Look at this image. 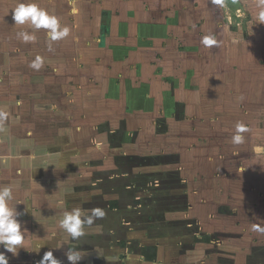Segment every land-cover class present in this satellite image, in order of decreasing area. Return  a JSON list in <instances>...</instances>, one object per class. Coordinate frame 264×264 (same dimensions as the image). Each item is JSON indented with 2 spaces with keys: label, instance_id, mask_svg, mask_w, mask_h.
I'll use <instances>...</instances> for the list:
<instances>
[{
  "label": "rangeland",
  "instance_id": "374dc122",
  "mask_svg": "<svg viewBox=\"0 0 264 264\" xmlns=\"http://www.w3.org/2000/svg\"><path fill=\"white\" fill-rule=\"evenodd\" d=\"M218 2L222 4L227 17H149L150 22L153 23L156 20L157 23L163 25L167 21H172L173 25L183 22V29L188 30L190 37H193L191 31L195 36L200 33L203 36L208 34L216 37L218 34L223 36L227 44L228 42L230 44L229 51L223 50L222 47H216L219 52L214 51V57L217 58L219 55L221 58L212 62H219V66L222 68L225 64L227 68L233 67V70L227 71L228 75H231L233 79L243 80L242 86L239 80H234L235 83L227 87L229 89L236 88L234 95L227 92V106L237 107L239 99L252 97L249 99L252 104H248V108L252 111L245 109V111L251 112L250 116L243 115L242 119L235 118V113L229 111L230 119L221 116L218 121H215L216 124L219 122V127H221L220 125L225 126L226 130H234L237 122H243L248 127L257 125L254 126L257 132L255 129L249 128L254 133L251 139L249 138L250 142L237 145L238 149L233 148L234 151L240 152L242 162L227 168V173L224 169L219 170L221 173L219 176L225 177V179L220 184L218 183V186L215 182H211V179L210 182L206 180L203 184L194 182L195 192L192 191V183L183 180L179 169L173 167L182 157L180 151L171 152V149L166 152H158L151 148V150L145 151L147 156H139L138 149L133 146V153H129V157H126L122 155L123 138L126 137L124 131H133L138 124L137 121L141 122L145 119L150 122L149 115H151L152 109L158 108L159 104L163 109H171L176 113L174 101L176 98L184 97L183 95L182 97L177 96L179 90L176 88L181 89V94H183V90L188 87L185 86V83L188 82L187 77L176 75L173 82H168L170 84L166 85L160 79H163L165 74H170L171 77V73L176 70L172 67L177 64L178 60L182 63L183 60H189L194 51L210 48L201 46L198 49L190 46V48L181 49L183 45L178 41L177 49L175 46H171L167 51L158 54V57H162V65L154 64L153 60L152 62L145 60L142 67L137 65L138 68L125 72L123 75L117 71L110 72L107 78L113 81L116 87H118L117 84H121V92L127 91L128 98L132 99V105H130L134 110L132 115L119 113L120 116H117L118 110H120L119 103H108L105 97L103 100L99 97L100 94H104L106 86H98L96 88L101 90L96 91L93 90L92 85H88L92 92L96 93L92 97H97L99 104L102 102L105 105L110 104L107 105L108 108L113 107L111 111L114 113L105 115L119 117V125H115L116 121H114L113 125L118 128L117 130L106 125L108 126L107 130L102 131L98 137L99 140L101 139L100 143L87 140V144L82 146V151L80 149L76 151L81 152L80 159L77 158L78 161L73 163L72 160L68 162L69 158L66 156L64 160V155H60L59 152L62 151L67 155L70 152L73 154L75 151L70 145L73 135L68 132L71 124H74V118H68V115L79 114V106L77 103L63 102L61 99L60 101L57 97V82H55L56 73H58L56 70L69 63L74 57L69 53L66 63L63 58L65 55L63 52L72 51L69 46L72 45L71 30L73 27L69 26V22L63 23L64 18H68V16L59 18L64 25L70 28L69 38L53 42L51 49H49V41L44 29L36 32L37 40L35 42L29 43H23L16 35L21 30L32 31L27 25L17 26L14 34L12 32V42L17 45L13 60L17 62L18 86L16 93L18 98L17 113L19 114L14 129L19 133L16 139L15 135L9 136L8 127L6 129L3 123L0 127L3 149L9 150L11 141L17 140L20 146L24 144L25 139H28L31 141V145L25 146L24 151L33 152L37 158L59 157L55 160L59 167L54 170L55 175L50 171L41 173L39 167H34L33 189L39 191L40 197H45L47 190H49L47 191L49 196L53 195L52 190H56L69 202V208H53V204H46L44 200H41L42 198L35 199L34 205L41 211L35 216V219L46 220L43 223L46 228L42 231L43 237L35 240L33 244L34 264H38L47 251H53L54 256L61 264H69L66 253L70 247L81 251L84 255L79 264H264V233L258 237L253 235L254 231L251 230L250 223V217L254 221L256 217L254 212L250 214L253 202H259L258 211L260 214H264V176L260 177L261 174H264V150L255 151L257 147L264 149V134L261 132L264 131V44L262 40L264 24L255 25L253 20L255 3L251 4L250 0H219ZM39 5L50 12L55 10L56 14L57 7L55 5L48 4L47 1L43 4L39 3ZM207 18L212 20L210 25ZM200 19H206L208 22L205 26L208 33L201 29V21L196 27L195 22ZM104 20L106 17H97L89 23L85 17H79L76 24L81 31L91 30V38L97 36L96 39L99 41L97 34L102 30ZM76 24L74 25L76 26ZM122 25H124L123 22H121L120 29H124ZM164 27L162 26L161 30L165 35ZM83 36L86 37L74 38L76 42H80V47L85 45L83 40L91 41L88 32ZM100 39L103 40L101 43L100 41H91L95 42L94 48L90 42L91 45L88 44V48L85 50H95L91 51V55L88 54L89 57L95 56L98 52L99 55H96L98 58L105 60L106 57L108 60V56H110L107 51L108 39L106 37H100ZM153 41L150 42L153 43ZM115 42L120 41L115 40ZM235 45L238 46L235 47ZM119 46L121 47L120 54L117 56L118 58L111 60L112 66L119 62L127 64L131 57L135 56L125 48L129 45H124L121 42ZM258 47L263 48V53ZM129 48L133 51L132 47ZM37 55L44 58V65L38 71L29 66ZM75 56L77 57L76 54ZM241 61H245L246 65L238 68L237 65ZM213 66L211 64L204 70L207 73L205 76L217 74V64L215 67ZM237 69H243V71L237 73L235 72ZM70 72L73 76H70ZM75 72L77 71L74 69L67 70L66 91L71 89L67 82L73 80ZM58 79L64 80L62 77ZM107 88L108 91L111 90V87ZM254 91L256 94H253ZM189 96L192 98L191 94ZM110 98H116V96L113 95ZM178 101H176V106L182 113L184 102ZM57 104L60 108L65 107V115L54 112L56 110L54 107ZM122 107L124 104L121 109ZM139 110L144 118L140 117L137 120L134 116ZM122 115H126V118H123ZM182 117L180 118L178 115L176 118L172 116L161 118L160 126L156 130L157 134L165 131L170 133L169 131L174 127L184 131L185 135L189 134L187 137L191 139V127H198L201 121L195 119V122L187 123L186 117ZM208 122L204 123V126L216 125L214 122ZM56 124H61L63 128L57 129L59 138L51 139L50 132L56 127ZM29 128L32 129L33 134H27ZM153 131V127L143 126L142 137L145 140L142 141L147 147L148 144L151 147L152 142L149 141L148 136ZM134 134L129 138L136 142L137 133ZM245 134H249V132ZM193 140L196 141L195 134H193ZM102 142L103 144H101ZM156 144L160 147L165 143L156 140ZM156 144L154 145L156 146ZM197 147H199L198 144ZM59 149L61 150L58 151ZM202 152L195 148L196 156L199 153L202 155ZM113 153L114 155H112ZM86 161L87 163H85ZM160 162H165L161 172L158 166ZM111 172H114L115 176H111ZM123 172H126L127 176L126 174L119 175ZM80 175L81 177L78 178ZM47 177H57L59 180L55 181V185L48 184L49 187L45 188ZM75 186L76 189H74ZM253 186L263 193L262 196H259V200L252 190ZM203 189L206 191L205 198L201 196L204 193ZM196 191H199L198 195ZM44 199L51 204L50 197ZM76 207L85 210L99 207L106 211V215L102 219L95 220L92 226H85L84 235L73 241L66 233L62 232L58 222L64 211H70Z\"/></svg>",
  "mask_w": 264,
  "mask_h": 264
},
{
  "label": "crops",
  "instance_id": "0c3cea01",
  "mask_svg": "<svg viewBox=\"0 0 264 264\" xmlns=\"http://www.w3.org/2000/svg\"><path fill=\"white\" fill-rule=\"evenodd\" d=\"M36 1H40L39 3L42 4L47 1L48 4L55 5L57 7V16H68V18H64L63 23L66 24L67 22H69V26L73 27V29L71 30V35L73 34V37L71 39L72 45L69 46L72 51L63 52V54H65L63 58H65L66 63V57L69 53L70 55L73 54L74 57L71 58L69 63L59 67L56 70V72L58 73H56L57 77L55 78V82H57V97L59 98V100L61 99L63 102L66 101L68 103H77L79 106V114L74 115L71 113L70 115H68V118H74V124H71V128L68 132L69 134L72 133L73 135V138L70 139V145L75 149V151H73V154L72 152H70L67 155L66 153L64 154L62 151L59 152L60 155H64V160L66 156L69 158L68 162L72 160L71 162L73 163L78 161L77 158L80 159L79 156L81 152L76 151H78L79 149L82 151V146L83 144H87V140L90 139L91 142L100 143L101 139L99 140L98 137L102 131L107 130L106 127L110 126L111 129L117 130L118 128L113 125L114 121H116L115 125H119V117L115 118L114 116L108 117L105 115L113 114L114 112L111 111L113 107L108 108L107 105L110 104L105 105L102 102H100L99 104L98 98L92 97L96 93L92 92V89L89 88L88 85H92L93 90L96 91L101 90L96 87L106 86L104 94H100L99 97L102 100L105 97L106 100H108V103H119L118 108L120 110H118L117 116H120L119 113H129L132 115L134 111L133 109H131L132 106H130L132 105V99L128 98L127 91L125 93L121 92V84H117V86L119 87L118 88L116 87L115 83H113V81H110V79L107 78L110 72L117 71L119 74L121 73L123 75L125 72L135 70L136 68H138V66L142 67V65H144L145 60L151 62L153 60L154 64L162 65V57H158V54H162V51H167V49H169L171 46H175V49H177L178 41L180 44L183 45V48L181 49H187L190 48V46H194L198 49H200L201 46L203 47V45L200 43L203 34L201 35L200 33L195 36L194 32L191 31L193 37H190L188 30L183 29V22H181L180 24L176 23L175 25H173L172 21H167L166 24L163 25L157 23L156 20L153 23L150 22L149 17H227V13L225 12V10H223L222 4H219L218 2L219 0ZM250 1L252 2L251 4L256 2V0ZM16 3L17 0H0V110L8 112V119L6 121L0 122V127L4 123V127H6V129L8 127L9 136L15 135V139L17 134L19 133L18 130L14 129L17 118L19 117V114L17 113L18 98L16 93L18 86L16 78L17 62L13 60L14 52H16L17 50V45L12 42V32L14 34V31H16L17 29V26L14 25V21L12 19V10L14 9ZM74 9L75 11H73ZM79 17H85L86 21L89 23L97 17H106V20H104L105 25L102 24V30H100L97 35L99 37L98 40L100 41V43L103 41L102 39H100V37H106L108 39L107 43L109 45L107 47V51H109L110 53V56H108V60L106 59V57L105 60L98 58L96 56L99 55L98 52L95 54V56H88V54L91 55V51H95L91 49L85 50L86 48H88V44L91 45L92 43L93 46L95 42L91 41H99H97L96 39L97 36L91 38V30L88 29V31H81L78 28V25L76 23L79 21ZM200 21L202 22L201 29L205 30L204 32L208 33V29H205V26L208 22L210 25L212 20L208 19V22H206V19L196 20V27H198V23ZM121 22L124 23V25H122L124 29H120ZM74 24H76V26ZM162 26H165V35L164 32H162L161 30ZM87 32L89 33L91 43L89 41L85 42V40H83L85 45L80 47V42H76L75 39L77 37L82 39L84 37L83 34H86ZM216 38L218 43L217 45H214L207 50H197V52L194 51L192 57L189 60H183L182 63H180V61L178 60L177 64L172 67L176 70L171 73V77L170 74H165L163 75L164 78L160 79L161 82L166 85L170 84L168 82H173V78L176 77V75L187 77L186 80H188V82L185 83V86L188 87L184 89L185 91L183 90L184 93L181 94V89L176 88V90H179V92H177V96H184L182 99L176 98V101L179 100L178 102H184L183 112H179L176 106V101H174L176 113L171 109H163L162 106L159 104L158 108L152 109V113L151 115H149L150 119L148 118L150 122H147L145 119H143L141 122L137 121L138 124L133 131H124L126 137L123 138L124 144L122 155H125L127 157L129 153H133V146L138 149L139 156H145V151L151 150V148L158 152H166L167 150L169 151L171 149V152H174L175 150L180 151L182 157L180 160H177L176 165L173 167L174 169H179V174L183 177V180H186L187 183L191 182V185H193L194 182H199L203 184L206 180L210 182L211 179V182H215L217 184L216 186H218V183L220 184V182L225 179V177L219 176L221 174L219 170L224 169L225 173H227V168H231L237 165L236 163L242 162L240 160V152L233 150V148L238 147L237 144L232 143L231 139L235 129L226 130L227 128H225V126L220 125L221 127H219V122L218 124H216L215 121H218L221 116H226V118L230 119V117L228 116L229 111H233L235 113V118L242 119L243 115L250 116L251 112H247L245 111V109H249V103L252 104V102L249 100L250 98L252 99V97H249V99H239L237 107L235 106L234 108H232L227 106V92L232 95H234V93L236 92L235 87H231L230 89L227 87L233 85L235 83L234 80H239L242 86L243 80H240V78L233 79L231 75H228L229 73H227V71L229 69L233 70V67L227 68L225 64L222 68L221 66H219V62H212L215 60L218 61V59L221 58L219 57V55L217 58H215L213 54L214 51H218V47H222V49L225 51H229L228 47H230L229 42L227 44V41L220 34H218ZM114 39L120 42H115ZM151 40H154L153 43L150 42ZM262 40L264 44V38ZM121 42H123L124 45L127 44L129 45V47H132L133 51H131L129 47L125 48L127 49V51L134 53L133 55L135 56H132L131 59L127 62V64L119 62L115 64V66H112L111 60H115V58H118L117 56H119L120 54L121 47L119 45ZM236 46L238 45H235V47ZM258 48L261 49V51L263 49L262 47ZM75 54L77 55V57L75 56ZM208 64H212V66L214 65L213 67H215V64H217L216 75H209L208 77L205 76V74L207 73H205L204 70L208 68ZM245 65L246 62L241 61L237 65V67L240 68L244 67ZM70 69H74L77 72L74 73L73 80L67 82L68 86L71 87V89H68V91H66L65 79L67 75V70ZM242 71L243 69L235 70V72L237 73H240ZM70 76H73L71 75V72ZM59 77H62L64 80L58 79ZM107 87H111V90L108 91ZM189 94L192 95V98L189 96ZM253 94H256V92L254 91ZM113 95H115L116 98H110ZM122 104H124V107H122L121 109ZM54 108L56 109L54 111L55 113L60 112L65 115V107L60 108L57 104V106H55ZM249 110L252 111V109ZM178 115L180 116V118H183L182 116H185L187 119V123L190 121L195 122V119L201 121V124L198 127H191V139L187 137V135L189 134L185 135L184 131H181V129H176L174 127L169 131L170 133H168V131H165L161 134H157L156 130L160 126L159 120L161 118L165 116H172L176 118L178 117ZM122 116L123 118H126V115ZM140 117H143L141 116V110H139L138 113L135 114L134 118L139 120ZM208 121H210V123L214 122V124L216 125H211L208 127L204 126V123H209ZM247 122H249V120H247ZM142 125H148L153 127L154 129L153 133L148 136V139H150L149 141L152 142L151 147L149 144L147 147L142 141L145 140L142 137ZM173 126L176 125L173 124ZM251 126L252 127L248 128L254 130V126L257 125L254 124ZM56 127H54V129L50 132L51 139L59 138L57 137V129L60 130L63 128L61 124H56ZM31 130V128L27 129V134H33ZM261 132H263L262 134H264L263 130ZM134 133H137L136 142L129 138L135 135ZM193 134L196 135V141L193 140ZM252 134H254L252 131H249V134H244V142H250ZM172 135L174 138L172 137ZM203 136H205L206 138ZM156 140H159L161 141V143L165 144L159 147L156 144ZM101 144H103V142ZM154 144H156V146ZM197 144L199 145V147H197ZM9 145V150L3 149L2 137L0 136V186L8 184H11L13 186L14 199L11 204L13 207L17 208L18 212L21 213L19 219L22 222V225L27 227L28 233L27 243L24 249L18 248L16 254H13L11 252H6L5 249L0 246V252H5L9 260V264H34L35 257L33 252V244L35 243V240L41 239L43 237L42 231L46 228L43 224L44 222H46V220L35 219V216L41 213L40 209L34 205L35 199L42 198L41 200H44L46 204H53V208H69V202L66 201L65 197H62L63 195H59L56 190H52L53 195L50 196L47 192L49 190H47L45 191L46 196L40 197L38 195L39 191L33 189L34 167H39L41 173H46L47 171H50L52 174L54 173L55 175L54 170L59 168L55 160H57L56 158L59 157L37 158L33 152H28V150L24 151L23 149L25 146L31 145V141H29L28 139H25L24 144L20 146L17 140L11 141ZM195 148H197L198 151L202 150V155L199 153L196 156L194 153ZM60 150L61 149H59L58 151ZM112 155H114V153ZM5 157L11 158L6 159ZM85 163H87V161ZM164 165L165 162L158 163L160 172L162 171ZM122 174H126L127 176L126 172H123L119 175ZM44 176L46 175L44 174ZM111 176H115V173L111 172ZM263 176L264 174L260 175V177ZM80 177L81 175L78 178ZM46 179L45 181L47 182L45 183L47 184L45 185V188L46 186L49 187V185L53 186L55 181L57 182L59 180L57 177H47ZM194 186L195 185L192 186V191H194L195 189ZM76 188L77 187L75 186L74 189ZM252 190L256 193V198L258 197L259 200V196H262L263 193L259 191L255 186H253ZM64 192L66 191L64 190ZM203 192L204 193L201 194V196L205 198L206 191L203 189ZM196 193L198 195L199 191H196ZM49 197L52 199L51 204L49 203V201H46L44 199H48ZM258 205L259 202H253L250 207V214L253 212L256 214L255 221L250 217L251 225L254 223L264 225V214L259 213ZM39 232L41 233L39 234ZM253 235L258 237L259 235H261V233L254 232Z\"/></svg>",
  "mask_w": 264,
  "mask_h": 264
},
{
  "label": "clouds",
  "instance_id": "9594fccd",
  "mask_svg": "<svg viewBox=\"0 0 264 264\" xmlns=\"http://www.w3.org/2000/svg\"><path fill=\"white\" fill-rule=\"evenodd\" d=\"M73 11H75V9ZM12 19L14 25H27L32 29V31L21 30L17 32V38L23 43L35 42L37 40L36 32L44 29L47 33L49 49H51L53 42L63 40L70 34V28L64 25L55 13L41 7L36 0H17L12 10ZM253 20L255 25L264 24V0H256ZM200 43L204 47L210 48L217 45V38L212 34L204 35ZM43 65L44 58L37 55L29 66L38 71ZM7 119L8 112L0 110V122L6 121ZM249 131L250 129L246 124L237 122L231 137L232 143L237 145L244 143V134ZM262 150L264 149L261 147L255 149L256 152H261ZM13 193L14 188L11 184L0 186V246H2L6 252L16 254L18 248H25L28 229L22 225L19 219L21 213L11 204L14 199ZM105 215L106 211L99 207L90 210L76 207L70 211L63 212L58 226L63 233H66L73 241H76L84 235L85 226H92L95 220L102 219ZM251 230L264 233V225L254 223L251 225ZM66 256L69 264H79L84 255H82L81 251L74 250L70 247ZM0 264H9L5 252H0ZM38 264H61V262L54 256L53 251H47L38 261Z\"/></svg>",
  "mask_w": 264,
  "mask_h": 264
}]
</instances>
